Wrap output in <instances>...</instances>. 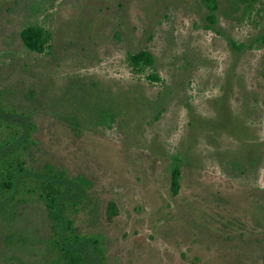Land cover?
I'll list each match as a JSON object with an SVG mask.
<instances>
[{"label": "rangeland", "instance_id": "374dc122", "mask_svg": "<svg viewBox=\"0 0 264 264\" xmlns=\"http://www.w3.org/2000/svg\"><path fill=\"white\" fill-rule=\"evenodd\" d=\"M218 2L210 27L203 0H0V109L34 123L26 167L89 182L71 218L102 252L59 247L49 195L23 190L0 264H264V0Z\"/></svg>", "mask_w": 264, "mask_h": 264}, {"label": "trees", "instance_id": "16d2710c", "mask_svg": "<svg viewBox=\"0 0 264 264\" xmlns=\"http://www.w3.org/2000/svg\"><path fill=\"white\" fill-rule=\"evenodd\" d=\"M203 1L210 10L208 19L211 23L210 27H213L216 23L219 2L218 0ZM250 8L248 2L245 11L249 12ZM21 37L29 48L38 52L45 50L47 35L43 27L27 26L22 30ZM131 59L136 66L152 65L155 62L154 55L149 51H140ZM152 76L158 78L155 74ZM11 114H15L11 108L0 109V207L6 205L23 190L48 194L50 213L58 222L60 235L55 240L57 245L71 252L72 248L68 246L87 242L93 244L97 253L101 255L102 252L97 247L98 240L90 235H81L73 226L71 218V215L79 210L80 203L88 193L89 182L82 175L71 176L49 164L39 169L26 167L25 155L35 142L34 123L30 121L28 125H24L18 119L10 118ZM181 174L179 164L173 166L171 188L174 194L180 190Z\"/></svg>", "mask_w": 264, "mask_h": 264}]
</instances>
